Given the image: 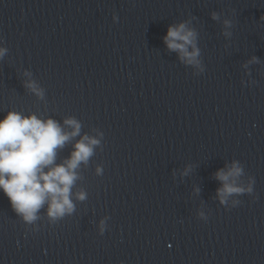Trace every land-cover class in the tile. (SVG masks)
Returning <instances> with one entry per match:
<instances>
[{"label": "clouds", "instance_id": "clouds-1", "mask_svg": "<svg viewBox=\"0 0 264 264\" xmlns=\"http://www.w3.org/2000/svg\"><path fill=\"white\" fill-rule=\"evenodd\" d=\"M213 20H219L218 13H211ZM264 19V16L261 17ZM224 35L230 36L227 29L232 21L225 19ZM197 33L188 27V22L169 26L164 42L168 49L180 54V60L194 67L200 66V50L196 46ZM191 47V51L189 48ZM7 49L0 48V59ZM252 62H258L256 57ZM25 75L31 76L26 72ZM24 87L38 99L43 100L45 91L32 79L24 82ZM65 127L71 128L66 131ZM81 123L74 117H67L61 125L53 118H39L35 113L23 115L10 110L0 120V191L8 197L15 214L27 224L39 219V212L47 205V216L55 222L75 212V200L87 199L84 189L73 193L77 181L82 180L81 165L87 166L100 146V139L84 134L74 145L73 151L61 163H57L58 150L62 149L72 138L80 135ZM100 137L103 133L98 134ZM102 166H97L96 174L101 175ZM216 179L222 182L217 189L221 204L233 194L253 192L255 180L245 188L237 181L244 175L243 167L234 161L227 171H217ZM203 215V213H201ZM104 222L101 221V231Z\"/></svg>", "mask_w": 264, "mask_h": 264}]
</instances>
